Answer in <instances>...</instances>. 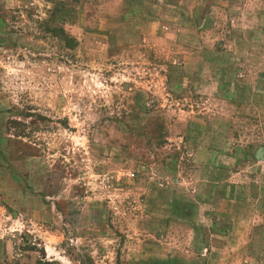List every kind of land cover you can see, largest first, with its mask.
<instances>
[{
  "label": "rangeland",
  "instance_id": "rangeland-1",
  "mask_svg": "<svg viewBox=\"0 0 264 264\" xmlns=\"http://www.w3.org/2000/svg\"><path fill=\"white\" fill-rule=\"evenodd\" d=\"M215 1L0 0V264H207L208 152L264 145L263 45Z\"/></svg>",
  "mask_w": 264,
  "mask_h": 264
},
{
  "label": "crops",
  "instance_id": "crops-1",
  "mask_svg": "<svg viewBox=\"0 0 264 264\" xmlns=\"http://www.w3.org/2000/svg\"><path fill=\"white\" fill-rule=\"evenodd\" d=\"M236 7L243 8L239 14L234 11ZM213 8L216 13L221 12V17L226 22L227 29L221 32L225 33L222 37L229 40L228 44L232 39L243 37L250 40L251 44L260 42L264 48V0H216ZM240 23L244 26H239ZM218 54H222V51H218ZM248 62L241 61L240 64L252 74L238 77L239 81L245 79V86L253 84V81L255 83L253 68L249 67ZM261 65L264 71V51ZM220 67L222 71L229 70L227 65ZM222 85L218 82L219 87ZM252 100L255 98L250 99L251 102ZM262 100L264 102V98ZM260 113H264V106ZM254 131L252 128L245 129L246 135H253ZM227 145V154H222L217 159L218 152L213 144V150L208 152L212 162L210 158L206 162L208 165L212 163L213 171L212 175L208 173L206 176L211 175L214 180L211 183L219 185L212 187L213 194L224 191L218 206L212 211L214 216L218 217L217 221L230 225V230L224 237L212 239L211 250H201V255L207 260V264H264V145L257 146L251 139H248L246 144ZM241 162L243 167L232 172L228 179L218 178V170L224 172ZM248 183L254 191L252 196L245 192ZM196 241L201 248L208 247L205 241Z\"/></svg>",
  "mask_w": 264,
  "mask_h": 264
}]
</instances>
